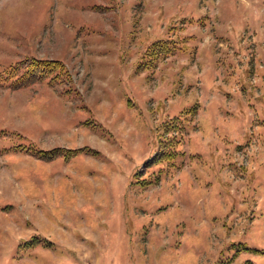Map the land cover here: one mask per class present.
I'll use <instances>...</instances> for the list:
<instances>
[{"label":"rangeland","instance_id":"374dc122","mask_svg":"<svg viewBox=\"0 0 264 264\" xmlns=\"http://www.w3.org/2000/svg\"><path fill=\"white\" fill-rule=\"evenodd\" d=\"M0 264H264V0H0Z\"/></svg>","mask_w":264,"mask_h":264},{"label":"trees","instance_id":"16d2710c","mask_svg":"<svg viewBox=\"0 0 264 264\" xmlns=\"http://www.w3.org/2000/svg\"><path fill=\"white\" fill-rule=\"evenodd\" d=\"M176 46L172 41L162 40L153 43L152 46L149 47L148 51L145 54V57L150 58L152 62L157 61L160 56H169L173 52H175ZM25 65V66H24ZM149 66V64L147 65ZM151 66V65H150ZM147 68V67H146ZM145 69V67L141 68ZM23 72L21 73V71ZM65 66L63 62L58 60H41V59H32L29 63H18L15 67H13V77H17L15 83L13 84V89H20L29 87L37 82L46 80L51 78L53 75H56V78H59V75L65 73ZM190 113L192 115L197 114V108L194 107ZM178 118H175L171 122L165 124V133L170 134L172 132L177 131ZM82 152V150H68V152L64 151V153L77 154ZM38 154L44 160H54L58 156L63 154L62 149H56L50 152L39 151ZM177 152L173 149V144L162 142V146L160 148V153L155 157L154 161H172L176 158Z\"/></svg>","mask_w":264,"mask_h":264}]
</instances>
